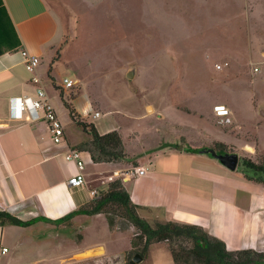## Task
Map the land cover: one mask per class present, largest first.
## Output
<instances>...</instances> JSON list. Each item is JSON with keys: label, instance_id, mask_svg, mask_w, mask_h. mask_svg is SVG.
Instances as JSON below:
<instances>
[{"label": "crops", "instance_id": "0c3cea01", "mask_svg": "<svg viewBox=\"0 0 264 264\" xmlns=\"http://www.w3.org/2000/svg\"><path fill=\"white\" fill-rule=\"evenodd\" d=\"M0 7L5 10L0 14V211L22 221H33L28 226L0 223V264L105 263L132 249L134 227H111L104 213L77 214L70 220H61L93 201L94 170L119 171L122 179L121 173L130 170L134 162L147 168V174L122 181L143 218L200 226L223 240L231 251L264 252L263 184H236L232 180L236 170H229L205 154L178 149L165 148L151 154L154 159L149 165L144 163L148 156L137 152L127 151V160L120 162L95 163L90 152L79 150L78 145L89 135L71 118L67 102L81 120L94 124L101 135L117 131L124 146L128 140L118 120L101 112L87 89H73L77 84L64 87V78L79 81L56 58L55 47L62 40L63 30L46 1L0 0ZM8 18L13 43L19 42L12 49L8 43ZM22 50L40 58L35 72L27 70ZM261 55L264 57V50ZM259 63L264 60L252 63V73L253 66ZM34 76L39 83L33 81ZM256 77L246 87L258 104L257 113L264 116V99L257 93L264 74ZM39 88L46 91L65 128V143L61 145L53 143L45 120H13L9 116L11 98L35 96ZM97 111L101 115L94 118ZM71 150L83 152L87 161V184L82 188L69 185V179L78 172L76 162L67 159ZM125 164L128 166L120 168ZM201 164L211 166L224 179L200 168ZM140 264L175 263L165 244L154 243Z\"/></svg>", "mask_w": 264, "mask_h": 264}, {"label": "rangeland", "instance_id": "374dc122", "mask_svg": "<svg viewBox=\"0 0 264 264\" xmlns=\"http://www.w3.org/2000/svg\"><path fill=\"white\" fill-rule=\"evenodd\" d=\"M45 1L63 30L56 58L79 81L73 89H87L98 109L118 120L128 140L126 152L148 156L144 163L149 165L151 154L165 148L185 153L222 148L239 156L232 180L259 186L240 168L244 158L264 161V116L257 113L258 104L246 87L257 79L252 63L264 60V0ZM219 63L228 65L219 70ZM133 66L137 74L129 80ZM257 93L264 99V82ZM217 104L233 111L231 126L218 124ZM134 163L131 169L139 164ZM199 167L224 179L211 166ZM113 173L92 172L91 183L99 194L108 186L101 180ZM111 213L115 226L131 225ZM131 233L132 249L113 262L82 264H128L143 246L136 231ZM163 244L178 249L176 242Z\"/></svg>", "mask_w": 264, "mask_h": 264}, {"label": "trees", "instance_id": "16d2710c", "mask_svg": "<svg viewBox=\"0 0 264 264\" xmlns=\"http://www.w3.org/2000/svg\"><path fill=\"white\" fill-rule=\"evenodd\" d=\"M5 10L0 7V14ZM8 30V43L10 49L17 47L18 41L13 43L11 33L12 27ZM71 118L89 135V139L78 145L79 150L90 152L95 163H111L127 160V154L121 134L113 131L101 135L94 124L81 120L75 109L66 103ZM196 149H189L190 153H195ZM218 152H224L220 149ZM136 165V163H134ZM241 173L247 180L264 184V161L251 160L244 158L242 161ZM98 198L93 199L86 208H81L61 221L70 220L77 214L95 215L104 213L108 217L111 227H114V218L111 212L119 214L128 220L134 227L136 236L143 243L139 251L144 258L148 256L149 247L154 243L176 242L178 249L171 248L170 252L175 264H264V252L253 249L231 251L226 243L218 237L211 235L202 227L191 224H184L175 221L157 222L152 225L143 218L122 179H115L108 184L107 188L100 191ZM1 224H14L28 226L33 221H22L8 212L0 211ZM134 243V239L132 240ZM188 245V246H187Z\"/></svg>", "mask_w": 264, "mask_h": 264}, {"label": "built area", "instance_id": "2783aa9c", "mask_svg": "<svg viewBox=\"0 0 264 264\" xmlns=\"http://www.w3.org/2000/svg\"><path fill=\"white\" fill-rule=\"evenodd\" d=\"M21 54L27 70L35 72L40 64V58L29 53L27 50H22ZM226 65L228 64H217L216 68L222 70ZM253 73L256 75L264 74V63H259L253 66ZM33 81L35 83H39L40 79L37 76H34ZM63 84L65 88H72L77 84V81L71 78H64ZM100 115L101 113L97 111L93 116L94 118H98ZM9 116L13 120H30L32 122L45 120L49 124L53 143L55 145L65 143V128L43 88H39L35 96H19L11 98L9 102ZM214 116L218 124L224 127L231 126L233 123V112L226 104L215 105ZM67 159L76 162L78 168V172L69 179V185L76 188L84 187L87 184L84 173L87 161L83 157V152L71 150L67 154ZM147 171V168L137 166L121 173L123 175L122 179L125 180L135 176H144L147 174ZM119 174V171H115L113 175L108 176L106 180L102 179L101 184H109L114 181L116 176H119ZM91 195L95 198L100 196L99 191L96 189L91 191ZM3 251H7V248H4Z\"/></svg>", "mask_w": 264, "mask_h": 264}, {"label": "water", "instance_id": "95a60500", "mask_svg": "<svg viewBox=\"0 0 264 264\" xmlns=\"http://www.w3.org/2000/svg\"><path fill=\"white\" fill-rule=\"evenodd\" d=\"M137 74V67H131L127 72V78L133 80ZM196 154H205L212 159H216L224 167L231 171H235L239 165V156L236 153L230 152H218L215 149L201 147L195 150ZM144 260V256L141 253H135L130 259L129 264H140Z\"/></svg>", "mask_w": 264, "mask_h": 264}, {"label": "bare ground", "instance_id": "6f19581e", "mask_svg": "<svg viewBox=\"0 0 264 264\" xmlns=\"http://www.w3.org/2000/svg\"><path fill=\"white\" fill-rule=\"evenodd\" d=\"M247 148H248L250 151H253V149H252L251 147L247 146Z\"/></svg>", "mask_w": 264, "mask_h": 264}]
</instances>
